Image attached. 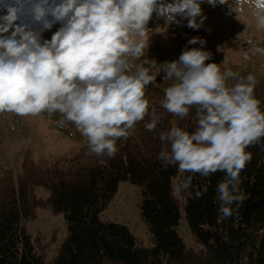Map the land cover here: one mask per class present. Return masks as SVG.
I'll list each match as a JSON object with an SVG mask.
<instances>
[{
  "label": "clouds",
  "instance_id": "1",
  "mask_svg": "<svg viewBox=\"0 0 264 264\" xmlns=\"http://www.w3.org/2000/svg\"><path fill=\"white\" fill-rule=\"evenodd\" d=\"M205 2L228 4L237 19L243 9L253 34L264 32V0H9L0 11V114L59 113L58 126L73 124L90 155L114 159L117 141H126L145 117L149 132L161 122L162 113L146 93L162 72L161 79L171 83L159 107L180 120L194 108L196 126L191 132L181 126L160 131L156 158L165 170L188 174L174 187L176 193L192 188L197 174L223 173L218 212L223 219L233 217L248 199L240 187V173L253 155L246 149L264 139L256 75L222 70L198 36L188 39L174 60L142 59L154 13L167 25L187 21L188 28L199 30L207 19ZM247 43L245 61L264 56L259 40L250 35ZM158 64L163 65L159 72ZM202 195L198 189L194 197L189 192V198Z\"/></svg>",
  "mask_w": 264,
  "mask_h": 264
},
{
  "label": "trees",
  "instance_id": "2",
  "mask_svg": "<svg viewBox=\"0 0 264 264\" xmlns=\"http://www.w3.org/2000/svg\"><path fill=\"white\" fill-rule=\"evenodd\" d=\"M170 83L164 79L148 94L162 113L156 131L144 128L145 117L126 141H117L114 159L90 155L86 142L66 158L31 163L16 176L0 174V264H264V139L246 149L253 155L240 173V187L248 199L233 217L223 219L218 212L221 172L207 178L197 174L192 188L176 193L174 187L188 174L162 167L156 158L162 147L158 134L172 126L194 131L196 112L193 108L180 120L159 107ZM121 181L139 188L151 246L140 244L126 225L101 218ZM39 187L45 198L37 195ZM197 189L202 198H189ZM37 208L66 222V236L50 260L25 226L36 218ZM183 215L197 247L188 246L178 232Z\"/></svg>",
  "mask_w": 264,
  "mask_h": 264
},
{
  "label": "rangeland",
  "instance_id": "3",
  "mask_svg": "<svg viewBox=\"0 0 264 264\" xmlns=\"http://www.w3.org/2000/svg\"><path fill=\"white\" fill-rule=\"evenodd\" d=\"M8 2L9 0H0V11ZM233 2L234 0H229V4ZM202 8L207 19L199 30L188 28L187 21L182 26L174 23L167 25L162 18L157 19L154 13L148 24L151 30L148 34V49H145L142 59L147 61L154 58L160 63L174 60L178 58L188 39L193 36L202 37L207 41L206 49L213 53L212 61L218 63L222 70L225 67L231 68L245 76L250 72L254 73L259 81L255 96L260 100L264 99V56L257 55L248 61L243 59L249 47V36L259 40L260 46L264 47V32L253 34L251 19L243 9H238L239 20L235 12L229 14L228 4L213 7L205 2ZM59 26V23L54 24L51 31H45L43 36L50 38ZM162 67V64H158L157 71ZM162 75V72L159 73L156 81L148 86L146 95L152 87L155 89L162 86ZM60 118L59 113H41L35 117H20L14 113L0 114V174L9 172L16 176L31 163H51L77 152L87 140L71 123L58 126L56 121ZM36 192L38 196H47L43 188H36ZM139 200V188L128 181H121L101 218L126 225L137 241L148 247L152 245V241L140 216ZM36 213V218L25 221V226L34 242L39 239L38 243L44 247L46 260H50L56 255L66 236V222L62 215H54L48 209L37 208ZM178 232L188 246L197 247L184 215Z\"/></svg>",
  "mask_w": 264,
  "mask_h": 264
}]
</instances>
